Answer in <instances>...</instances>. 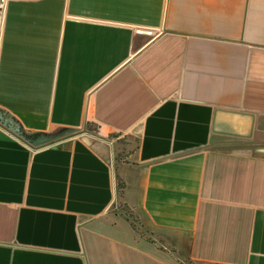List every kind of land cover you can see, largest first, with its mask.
I'll list each match as a JSON object with an SVG mask.
<instances>
[{
  "label": "crops",
  "instance_id": "obj_1",
  "mask_svg": "<svg viewBox=\"0 0 264 264\" xmlns=\"http://www.w3.org/2000/svg\"><path fill=\"white\" fill-rule=\"evenodd\" d=\"M0 112V264H264V0H8Z\"/></svg>",
  "mask_w": 264,
  "mask_h": 264
},
{
  "label": "water",
  "instance_id": "obj_2",
  "mask_svg": "<svg viewBox=\"0 0 264 264\" xmlns=\"http://www.w3.org/2000/svg\"><path fill=\"white\" fill-rule=\"evenodd\" d=\"M0 124L6 127L9 131H11L14 135L18 136L19 138L25 140L27 143L32 145L33 147H38L44 144L51 143L59 138L68 136L72 134V132L63 133L57 137H46L44 135L37 136L35 138H27L25 137L24 133L21 130L20 125L9 115L0 112Z\"/></svg>",
  "mask_w": 264,
  "mask_h": 264
},
{
  "label": "rangeland",
  "instance_id": "obj_3",
  "mask_svg": "<svg viewBox=\"0 0 264 264\" xmlns=\"http://www.w3.org/2000/svg\"><path fill=\"white\" fill-rule=\"evenodd\" d=\"M86 130L88 131H94V127L93 126H88L86 128ZM123 143L122 146H120L119 148H121L117 155L116 158L118 161H124L125 158L134 151L136 143L133 142L132 140H128L127 138L122 139ZM124 145H127L126 147H124ZM118 148V149H119Z\"/></svg>",
  "mask_w": 264,
  "mask_h": 264
},
{
  "label": "built area",
  "instance_id": "obj_4",
  "mask_svg": "<svg viewBox=\"0 0 264 264\" xmlns=\"http://www.w3.org/2000/svg\"><path fill=\"white\" fill-rule=\"evenodd\" d=\"M8 0H0V13H2L6 7Z\"/></svg>",
  "mask_w": 264,
  "mask_h": 264
}]
</instances>
